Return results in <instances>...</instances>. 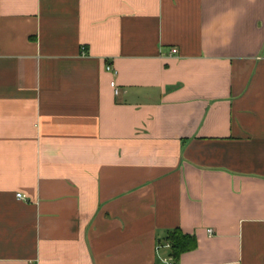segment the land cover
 I'll use <instances>...</instances> for the list:
<instances>
[{"label": "crops", "instance_id": "0c3cea01", "mask_svg": "<svg viewBox=\"0 0 264 264\" xmlns=\"http://www.w3.org/2000/svg\"><path fill=\"white\" fill-rule=\"evenodd\" d=\"M175 228L174 264H264V0H0V264Z\"/></svg>", "mask_w": 264, "mask_h": 264}, {"label": "trees", "instance_id": "16d2710c", "mask_svg": "<svg viewBox=\"0 0 264 264\" xmlns=\"http://www.w3.org/2000/svg\"><path fill=\"white\" fill-rule=\"evenodd\" d=\"M166 241L171 244L169 254L174 261L178 260L183 253L195 249L198 245L197 238L194 235L184 233L180 228L168 231Z\"/></svg>", "mask_w": 264, "mask_h": 264}, {"label": "built area", "instance_id": "2783aa9c", "mask_svg": "<svg viewBox=\"0 0 264 264\" xmlns=\"http://www.w3.org/2000/svg\"><path fill=\"white\" fill-rule=\"evenodd\" d=\"M175 52L176 49H173ZM107 70L112 72L115 76H117L118 71L112 66V65H107ZM112 87L114 88V92L116 95H119L121 93V88L117 85L116 81L113 80L111 82ZM18 198H24V195L22 193L17 194ZM209 232H212L211 229H209ZM171 244L166 241L163 244L158 245L157 250L160 252L162 249H167L170 250ZM161 264H174V259L170 254L163 255L161 254L160 256Z\"/></svg>", "mask_w": 264, "mask_h": 264}]
</instances>
